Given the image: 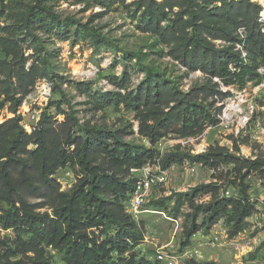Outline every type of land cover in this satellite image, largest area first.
I'll use <instances>...</instances> for the list:
<instances>
[{"label":"trees","instance_id":"1","mask_svg":"<svg viewBox=\"0 0 264 264\" xmlns=\"http://www.w3.org/2000/svg\"><path fill=\"white\" fill-rule=\"evenodd\" d=\"M104 1L98 0L100 4H105ZM119 1L124 0H108V4ZM139 4L147 16L146 25L157 28L161 18L166 17V7L179 8L171 29L161 32L180 40L174 47V56L189 69L201 70L225 85L255 74L256 67L243 61L242 50L234 51L235 46L219 48L211 39L240 43L248 56L262 52L264 32L259 20L260 5L250 0H163L159 3L141 0ZM49 19L57 23L62 20L44 0H36L23 17V23L31 31L33 23ZM90 29L94 40L102 43L101 34ZM239 29L244 30L246 37H239L235 32ZM16 57L17 54L13 59ZM43 74L39 63L29 68L25 64L17 68L9 65L0 80V94L4 96L0 110L10 103L9 109L14 114L0 123V202L4 203L0 208V226L14 232L13 240L0 238L3 264L13 261L12 258L17 260L11 264H55V256L47 248L62 252L65 264H161L134 252L144 240V231L127 212L125 204L134 187L132 169L156 159L163 169L186 160L217 171L232 165L231 174L235 176L231 182L240 186L238 195L218 197L220 188L213 183L200 184L185 195L194 210L182 245H187L199 230L196 219L200 209L208 212L211 221L225 216L231 236L246 228V219L256 209L245 179L251 172H257L264 179L263 161L241 157L223 147L196 155L171 151L159 157L154 147L171 134L198 136L219 122L222 107L216 106V97L222 98L223 92L217 89L218 81L194 85L184 91L149 68L137 89H128L126 75L113 78V83L126 90L103 95L104 104H123L135 111L139 133L151 142L152 147H147L126 141L125 130L81 124L65 111L63 121L46 112L41 114L32 131L27 132L23 117L18 114L19 106L36 78ZM66 167L73 169L76 181L71 188L62 190L56 174ZM205 193L213 197L203 208L195 200ZM182 202L179 199L178 205ZM186 264L200 263L191 259Z\"/></svg>","mask_w":264,"mask_h":264},{"label":"rangeland","instance_id":"2","mask_svg":"<svg viewBox=\"0 0 264 264\" xmlns=\"http://www.w3.org/2000/svg\"><path fill=\"white\" fill-rule=\"evenodd\" d=\"M250 1L261 6L259 16H264V0ZM35 2L0 0V80L4 78L9 65L17 68L25 64V68H29L33 63H39L44 72L43 76L36 78L34 86L19 106L18 114L23 117L22 124L27 132L32 130L24 124L29 112L38 109L41 114L46 112L63 121L65 111L81 124L125 130L123 138L126 141L152 147L150 140L139 133L135 111L126 109L123 104L106 105L102 97L109 92H125L126 89H121L112 81L123 75L128 78V89H137L149 68L184 91L194 85L218 81L217 89L223 92L222 98L216 97V106L222 107L219 122L208 126L198 136L171 134L162 138L154 146H157L159 157L171 151L196 155L210 148L223 147L241 157L264 162V50L248 56L240 43L234 45V42L211 39L219 48L235 46L234 51L242 50L243 61L256 67L254 75L225 85L201 70L189 69L174 56V47L180 40L162 34L161 30L171 29L178 7L173 10L166 7V17L161 18L157 28L153 24L146 25L147 16L140 8L141 0L109 4L108 0L104 1L105 4H100L98 0H44L62 20L60 23L50 19L39 20L28 31L23 17ZM64 21L67 23L63 25ZM90 28L101 34L102 43L94 40ZM261 28L264 32L263 23ZM188 32H192L190 27ZM235 32L240 38L246 37L245 32L240 33V29ZM15 54L17 57L13 59ZM44 82L52 85V94L48 97L42 94ZM3 99L4 96L0 94V102ZM9 106L10 103H7L0 110V123L14 116ZM231 167L222 166L217 171L188 160L167 167V182L154 186L145 204L146 212L140 214L136 221L142 226L144 240L135 247L134 252L139 257L156 261L159 250L169 249L174 230L173 219L179 218L181 247L178 250L198 247L202 256L196 262L264 264V220L261 218L264 212V179L257 172H251L245 179L256 210L246 219L247 225L242 232L231 236V227L225 216L211 221L208 212L200 209L196 219L199 230L190 237L187 245H182L184 231L191 225L194 210L185 195L191 194L196 186L209 183L220 188L218 197L226 196L227 191L230 195H238L240 186L231 182L235 176L231 174ZM56 177L62 190L71 188L76 181L75 172L70 167L60 169ZM212 197L211 193H205L195 201L204 208L210 204ZM179 199L183 202L178 205ZM128 201L125 203L126 209ZM2 205L4 203L0 202V208ZM216 232L222 239L220 243L212 245L211 237ZM7 237L13 240L14 232L0 226V238ZM47 249L55 256V264H65L62 252ZM12 260L7 264L17 259ZM0 264L3 261L0 260Z\"/></svg>","mask_w":264,"mask_h":264},{"label":"built area","instance_id":"3","mask_svg":"<svg viewBox=\"0 0 264 264\" xmlns=\"http://www.w3.org/2000/svg\"><path fill=\"white\" fill-rule=\"evenodd\" d=\"M259 20L264 24L263 15L260 16ZM243 32L244 30L240 29V33L244 34ZM41 89L42 94L47 97L52 94V85L49 82H44L41 86ZM40 117L41 112L38 109L29 112L24 123L26 124L25 126L29 130L33 129L40 120ZM132 176L134 178V187L129 197V201L127 203L128 207L126 210L132 216V218L137 221L140 217V214L146 212L145 204L154 186L167 182L168 173L167 168L163 169L159 163V159H156L153 162L145 164L141 168H133ZM226 194V196H231L229 191H227ZM261 218L264 220V212L261 213ZM173 224L174 230L171 242L168 244L169 249L159 250L156 260L161 264H186L188 260L200 259L202 253L198 247L193 249H184L182 251L178 250V248L181 247L179 237L181 220L179 218H174ZM221 239V236L216 232L211 237V244L216 245L220 243Z\"/></svg>","mask_w":264,"mask_h":264}]
</instances>
